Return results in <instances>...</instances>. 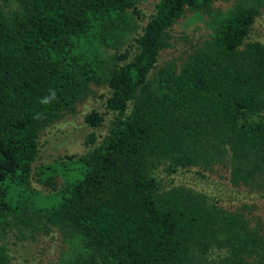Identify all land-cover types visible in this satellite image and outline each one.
<instances>
[{
	"label": "trees",
	"instance_id": "16d2710c",
	"mask_svg": "<svg viewBox=\"0 0 264 264\" xmlns=\"http://www.w3.org/2000/svg\"><path fill=\"white\" fill-rule=\"evenodd\" d=\"M215 1L157 0L137 32L136 0H0V264H16L10 236L52 231L63 264H264L259 219L158 175L264 189V45L247 40L264 0ZM186 10L204 35L158 62ZM91 85L106 89L105 135L33 169L38 137Z\"/></svg>",
	"mask_w": 264,
	"mask_h": 264
},
{
	"label": "rangeland",
	"instance_id": "374dc122",
	"mask_svg": "<svg viewBox=\"0 0 264 264\" xmlns=\"http://www.w3.org/2000/svg\"><path fill=\"white\" fill-rule=\"evenodd\" d=\"M156 1L136 0L139 13L136 19L137 32L153 12V5ZM235 1L217 0L213 5L224 9ZM203 22L204 17L201 14L186 10L184 15L177 19L169 29L170 46L160 52L158 62L182 60L204 35ZM247 40H257L264 45V9L255 16ZM90 90V94L76 104L73 113L65 115L59 121L46 127L38 137V152L32 162L33 169L40 164L52 163L53 160L62 158L64 155L82 154L97 144L105 135L112 117L104 107L106 89L101 85H91ZM91 110L103 115L101 124L95 128L88 126L83 120L84 114ZM88 133L93 134V141L86 144L85 137ZM158 175L162 178L164 187L179 185L193 189L226 209H239L244 214L259 219L264 227V189L254 191L242 185L233 186L226 177L201 176L194 169H180L170 175L159 171ZM61 180L60 176L57 177L56 183H60ZM31 185L43 194L47 191L46 187L33 179H31ZM9 242L11 243L9 252L16 264H63L60 256L66 249V243L56 231L48 234L19 235L17 238L10 236Z\"/></svg>",
	"mask_w": 264,
	"mask_h": 264
},
{
	"label": "clouds",
	"instance_id": "9594fccd",
	"mask_svg": "<svg viewBox=\"0 0 264 264\" xmlns=\"http://www.w3.org/2000/svg\"><path fill=\"white\" fill-rule=\"evenodd\" d=\"M55 97H56V93H55V91L50 90V95L44 97V98L41 100V103H42V104H48V103H51L52 100L55 99ZM37 118H39V117H37Z\"/></svg>",
	"mask_w": 264,
	"mask_h": 264
}]
</instances>
